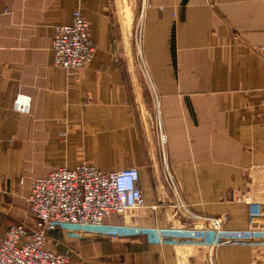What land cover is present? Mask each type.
Listing matches in <instances>:
<instances>
[{
    "label": "crops",
    "instance_id": "obj_1",
    "mask_svg": "<svg viewBox=\"0 0 264 264\" xmlns=\"http://www.w3.org/2000/svg\"><path fill=\"white\" fill-rule=\"evenodd\" d=\"M121 4L0 0V221H33L10 211L26 207L33 179L89 162L139 168L143 205L130 224L201 227V216L248 228L249 202L264 201V0H136L127 26ZM78 9L96 51L70 71L54 65L52 44ZM19 93L28 114L13 109ZM73 241V260L87 264L264 263L250 246Z\"/></svg>",
    "mask_w": 264,
    "mask_h": 264
},
{
    "label": "built area",
    "instance_id": "obj_2",
    "mask_svg": "<svg viewBox=\"0 0 264 264\" xmlns=\"http://www.w3.org/2000/svg\"><path fill=\"white\" fill-rule=\"evenodd\" d=\"M53 63L66 70L88 66L96 45L90 24L81 10L70 24L57 26L52 44ZM264 54V46L257 48ZM13 109L28 114L31 98L19 93ZM67 131L61 133L65 137ZM163 141L166 136L162 134ZM33 221L9 224L0 240V264H87L74 261L69 251L49 247L54 233L74 239L144 238L149 244L173 247H206L210 251L225 245L264 249V201L249 202V226L226 229L224 217H201L205 226L148 227L130 224L125 217L143 205L140 170L137 167L103 172L89 162L74 168L59 167L32 182L27 198ZM115 216L117 222H107Z\"/></svg>",
    "mask_w": 264,
    "mask_h": 264
},
{
    "label": "rangeland",
    "instance_id": "obj_3",
    "mask_svg": "<svg viewBox=\"0 0 264 264\" xmlns=\"http://www.w3.org/2000/svg\"><path fill=\"white\" fill-rule=\"evenodd\" d=\"M121 5H122V8H123V15L125 16V19H126V26L128 25L127 24V21H131L133 23V18H131V14H134L135 12V5H136V0H121ZM127 36L129 37V42H130V45H134L135 46V43H132V42H135V39H136V34L135 33H131V31L128 33ZM134 49V55L136 56H139V53L138 50L136 48H133ZM136 85H137V91H139L140 89V100H141V103H143V106L144 108L147 107V103H149V101L151 100L149 94H148V91H147V86L146 84L144 83V81L141 80V78H137V81H136ZM140 104V103H138ZM151 105V104H150ZM26 207H20V208H16V209H11L10 211L14 212L15 213V217L16 218H20L23 213H25L26 211V215L27 217H31V215L29 214V208H28V202L26 201ZM28 219V218H26ZM23 218V220L21 222H23L24 220H26ZM28 223L32 222L31 219H29V221H26ZM13 222H3V221H0V231H2V235L4 234V231L6 229V227L9 225V224H12ZM2 237V236H1ZM53 238H56V239H59L60 243L59 245H55L54 241H52L51 244H49V247L52 248V249H55V250H58V251H69L71 254L74 253L75 251V247H74V241L73 240H78V241H81L83 239H74V238H69L67 237L66 235H64L63 233H54L52 235ZM1 239V238H0ZM264 250V249H263ZM74 255V254H73ZM81 257H79L78 259H80ZM264 264V263H262Z\"/></svg>",
    "mask_w": 264,
    "mask_h": 264
}]
</instances>
